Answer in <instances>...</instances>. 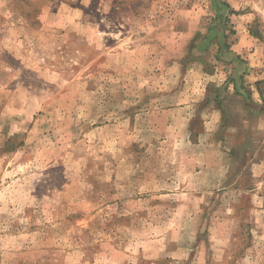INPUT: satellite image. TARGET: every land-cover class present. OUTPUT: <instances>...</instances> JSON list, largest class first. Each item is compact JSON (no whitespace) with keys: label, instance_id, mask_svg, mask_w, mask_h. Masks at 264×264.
Masks as SVG:
<instances>
[{"label":"rangeland","instance_id":"rangeland-1","mask_svg":"<svg viewBox=\"0 0 264 264\" xmlns=\"http://www.w3.org/2000/svg\"><path fill=\"white\" fill-rule=\"evenodd\" d=\"M258 147L264 0H0V264H264Z\"/></svg>","mask_w":264,"mask_h":264},{"label":"crops","instance_id":"crops-1","mask_svg":"<svg viewBox=\"0 0 264 264\" xmlns=\"http://www.w3.org/2000/svg\"><path fill=\"white\" fill-rule=\"evenodd\" d=\"M229 118V117H228ZM223 118L222 116L218 113V114H214L212 117H208L205 120L202 121V123H204V127L199 131V132H195L194 133V137L198 138L199 143H198V147L199 148H204L207 149L209 147L208 153H211L213 151H220V150H224L229 148L228 145H231L233 147V145L235 146H240V145H244V141H248V135L246 133H248V131H246L248 129V124L249 121H251L248 116H242L240 118V121L237 123L236 122H232V120H228L227 119V124L228 126L223 129L226 132H223L224 137H221V139L218 141V131L220 129V126L223 125V123H226V119L225 122H223ZM230 123H234V125L230 124ZM237 125V126H236ZM190 134H193V132L190 131ZM206 138L210 139V142H208L206 145L204 146H200L199 144H201V142H203L204 140H207ZM223 139H225V143H227L228 145H226L223 142ZM230 139H235L234 144H230L229 140ZM218 142V143H217ZM262 147H258V149H254V160H252V170L254 171L255 174H253V176L256 178V180L259 183V178L260 176H263L264 174V160L263 159H258L256 156L263 150H260ZM232 152V149H230ZM257 150V151H256ZM260 150V151H259ZM253 151V150H252ZM249 151V152H252ZM206 152V150H205ZM248 152V151H247ZM248 152V153H249ZM232 168V166H231ZM207 170V171H206ZM230 167L226 168V171L229 172ZM221 169L208 165L206 168H202L201 171L197 174L194 175V178H199L201 177V175L205 172H208L209 174L211 172H215V174H218V172H220Z\"/></svg>","mask_w":264,"mask_h":264}]
</instances>
